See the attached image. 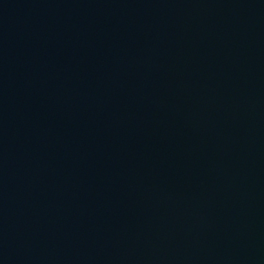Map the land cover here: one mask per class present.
I'll return each mask as SVG.
<instances>
[{"label":"water","instance_id":"95a60500","mask_svg":"<svg viewBox=\"0 0 264 264\" xmlns=\"http://www.w3.org/2000/svg\"><path fill=\"white\" fill-rule=\"evenodd\" d=\"M0 264H264V0H0Z\"/></svg>","mask_w":264,"mask_h":264}]
</instances>
